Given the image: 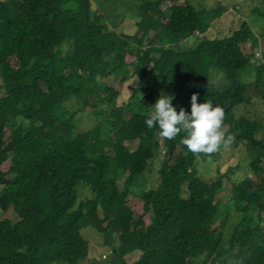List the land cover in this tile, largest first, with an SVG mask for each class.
<instances>
[{
    "label": "trees",
    "instance_id": "obj_1",
    "mask_svg": "<svg viewBox=\"0 0 264 264\" xmlns=\"http://www.w3.org/2000/svg\"><path fill=\"white\" fill-rule=\"evenodd\" d=\"M165 1L140 0L136 25L117 32L123 8L112 0H0V264H84L91 230L121 257L113 264H264L263 126L232 113L250 102L248 68L264 90L259 37L245 19L213 37L214 10ZM210 67L223 70V89ZM106 78L134 79L127 100ZM193 93L224 109L235 137L212 155L214 177L199 174L186 133L168 140L145 123L161 95L190 113ZM79 112L98 120L80 131ZM229 154L247 163L245 177L221 171ZM136 181L146 184L139 209L128 202ZM84 186L90 197L80 200ZM129 250L140 251L133 262Z\"/></svg>",
    "mask_w": 264,
    "mask_h": 264
},
{
    "label": "rangeland",
    "instance_id": "obj_2",
    "mask_svg": "<svg viewBox=\"0 0 264 264\" xmlns=\"http://www.w3.org/2000/svg\"><path fill=\"white\" fill-rule=\"evenodd\" d=\"M188 1L192 3L198 9H212L216 13L214 19V26L213 29H208V34L212 35L213 37H218L221 35L227 34L231 28H235L240 25L241 19L246 20L247 23L250 25L252 32L254 35L259 37L260 43L255 48L254 52H256L257 59L261 60L263 63V53H264V17L262 14L258 13L259 11L264 12V0H166L161 6L166 7L171 5L172 3H183ZM118 7H122V15L124 17L118 22L117 27L115 30L117 32H128L133 29L136 25V22L140 19L139 17V9L137 3H140V0H112ZM111 27L114 28V25L110 24ZM211 32V33H210ZM153 35V31H151V36ZM184 42V41H183ZM197 42V38H192L190 41L184 42V45L190 46ZM249 48V46L247 47ZM251 68V67H250ZM248 68L245 72L241 74L242 82L245 84L247 83V93L251 95V99L249 103H240L233 109V115L235 117L239 116H248L250 118L256 119L260 122L263 126L260 129L256 137L261 138L264 140V101L262 97V90L261 86H257V70L256 68ZM210 80L214 83L215 87L218 89H223L227 81L225 79V74L223 70L210 67L209 72ZM107 84L111 87L115 88L120 92L118 96L119 101L127 100L128 96L131 94V89L134 85V79H129L126 82H122L119 78H106ZM181 100H174L172 101L173 107H179V103ZM68 107L74 109L75 106L74 102L69 103ZM154 109H150L147 113ZM98 119L92 115L90 112H79L77 115V129L82 131L86 130L93 126V124ZM137 143V142H136ZM136 145V144H135ZM134 149V148H133ZM221 152V151H220ZM248 158L249 154L248 151L245 152ZM166 154V148L164 145L161 146L160 149L155 151V158L153 159V167L158 169L161 166L162 160L164 159ZM216 153H213L208 156V161H203L201 157L204 154H200L199 158V174H201L205 178L214 177L217 175V168H218V160H215L213 156H216ZM213 155V156H212ZM230 160L226 161L224 165L221 167V171L227 170L229 165L236 167L238 161L229 154ZM211 159V160H210ZM225 159V158H224ZM223 158L220 160V162ZM247 163L241 165V167L237 166L234 171H232V175L234 179H241L245 174H247L246 167ZM246 171V172H245ZM156 172L149 175L150 180L156 179ZM245 177V176H244ZM123 177L119 180L120 188H123ZM146 184L141 181H136L132 185V194L128 197V202L130 205L132 204L134 208L139 209L138 201L141 195L142 188H144ZM228 186V183L226 184ZM225 192V191H224ZM224 192L220 193L218 196H224ZM90 197L89 188L87 187H80V200L86 199ZM14 211L10 208L7 212V216L14 221L16 217L14 215ZM146 221L149 222L148 217H145ZM88 244H89V253L84 261V264H113V260H116L118 257L121 259L119 254L114 253L112 251V245L105 244L104 240L102 239V235L97 231H90L88 235ZM115 244V243H114ZM124 259L128 262H133L137 257L140 256L139 250H129L124 252Z\"/></svg>",
    "mask_w": 264,
    "mask_h": 264
},
{
    "label": "clouds",
    "instance_id": "obj_3",
    "mask_svg": "<svg viewBox=\"0 0 264 264\" xmlns=\"http://www.w3.org/2000/svg\"><path fill=\"white\" fill-rule=\"evenodd\" d=\"M172 99V96L161 95L145 120L149 129L158 125L161 138L173 140L181 132L186 133L181 143L197 157L219 152L234 142L235 137L231 134L226 136L223 130L225 112L221 106H213L211 101L198 103L197 94L193 93L191 112L183 108L177 112Z\"/></svg>",
    "mask_w": 264,
    "mask_h": 264
}]
</instances>
